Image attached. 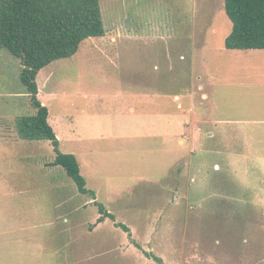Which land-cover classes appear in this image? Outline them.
I'll list each match as a JSON object with an SVG mask.
<instances>
[{"label": "rangeland", "instance_id": "obj_1", "mask_svg": "<svg viewBox=\"0 0 264 264\" xmlns=\"http://www.w3.org/2000/svg\"><path fill=\"white\" fill-rule=\"evenodd\" d=\"M100 6L104 36L36 77L94 199L17 137L34 108L0 48V264H264V49L225 48L223 0Z\"/></svg>", "mask_w": 264, "mask_h": 264}, {"label": "trees", "instance_id": "obj_2", "mask_svg": "<svg viewBox=\"0 0 264 264\" xmlns=\"http://www.w3.org/2000/svg\"><path fill=\"white\" fill-rule=\"evenodd\" d=\"M223 2L232 23L224 41L225 48L264 49V0ZM104 34L100 0H0V48L20 59V82L34 108L33 114L16 117V135L25 141H49L54 158L47 165L61 167L78 191L93 199L95 193L86 187L75 155L59 149V141L48 123V108L39 98L36 77L53 61L73 56L86 38ZM97 206L102 214L98 222L105 217L115 220L102 204ZM116 226L129 231L123 223ZM148 255L163 264L160 257Z\"/></svg>", "mask_w": 264, "mask_h": 264}]
</instances>
